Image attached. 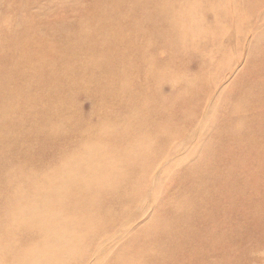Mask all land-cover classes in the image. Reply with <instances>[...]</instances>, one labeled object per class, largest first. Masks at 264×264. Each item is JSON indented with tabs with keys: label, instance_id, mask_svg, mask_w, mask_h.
<instances>
[{
	"label": "rangeland",
	"instance_id": "374dc122",
	"mask_svg": "<svg viewBox=\"0 0 264 264\" xmlns=\"http://www.w3.org/2000/svg\"><path fill=\"white\" fill-rule=\"evenodd\" d=\"M115 2L0 0V35L28 25L43 48L76 41L79 54L69 60L75 71L57 80L67 97L49 114V135L35 134L33 113L12 128L27 140L18 160L0 162V264H264V221L247 226L260 212L237 219L215 213L222 227L198 214L227 205L219 193L236 183V164L250 166L248 148L264 133V0H126L122 9ZM112 12L121 15L120 27L108 32ZM113 52L117 72L102 74L99 59ZM21 63L14 70L36 72ZM0 67L7 70L5 60ZM81 77L90 84L79 85ZM102 79L114 86L99 106ZM29 85L46 93L35 79ZM143 100V117L128 112ZM20 168L44 182L10 184Z\"/></svg>",
	"mask_w": 264,
	"mask_h": 264
},
{
	"label": "bare ground",
	"instance_id": "6f19581e",
	"mask_svg": "<svg viewBox=\"0 0 264 264\" xmlns=\"http://www.w3.org/2000/svg\"><path fill=\"white\" fill-rule=\"evenodd\" d=\"M114 1H116L115 2L116 7H117L116 9H122L125 5L127 6L124 8L129 7V3L128 4L125 3L126 0H114ZM111 14H112L111 16L110 14L105 16V18L109 21V24H110V25L108 24V28H107L108 32L112 29V27H120V24H117V23L118 21H120L121 15L120 16L116 15V12H112ZM113 15H116V16H113ZM132 23L134 24L135 21H133ZM27 27L28 28H25L20 33L16 31L13 32V31L8 30L7 32L5 31L0 35V42H2V45H4L2 46V48H0V60H5L6 69L7 70L9 69L7 71L3 69L2 67H0V71H7L4 74L6 80H2V75L0 74V162H1V165H2V160L6 158L8 161L12 159H17L14 156V154L16 153L15 151L18 150V147L22 146V142H21L22 139L27 140V135L25 132H21L19 130H17L18 131L17 133L13 129L19 128L22 124V120L23 122L27 123L32 113H33L32 116L36 115L35 121H32L33 123L31 124V126L33 127L35 131V134L39 136L44 135L43 131L46 132V125L49 121V114L53 111L58 112L59 106L65 103L64 101L67 97V95L62 93V90L64 87L62 83L63 81H57V80H60L63 78L62 74L64 73V71H68V72L75 71L74 68L76 67V64L74 62L72 63V61L71 62L69 61L71 57H73V61L77 58L79 59V54L75 51L77 47H75L74 49V45H75L74 43H76V41L74 42L70 41L67 47L61 48L59 51H55L50 48H45V45L43 48L42 40L37 39V38L32 39L31 29H29L30 27L28 25ZM110 33L112 34V32ZM118 33L119 35H117ZM121 33L119 30V32L115 33L114 35V36H118L117 38L118 42H116L117 44L121 43L122 41V38L120 37ZM77 41H80V40L78 39ZM17 42H19V45L15 49H13L14 44L17 45ZM33 42L37 44V47L36 45L33 44ZM78 43L79 42H77L76 45H78ZM90 46L93 49L96 47L95 43L93 42L90 44ZM46 54L51 55L50 56L52 58L51 61L55 62L54 66L51 67L48 65L49 61L47 63L48 58H46ZM109 54H111L110 56L108 55L110 59L105 61L102 57H100L99 62L94 61V65H96L97 62L102 64L99 67L98 71H101L102 74H105L107 71H110V72L112 71L111 76H114L117 71H113L112 64L110 62L114 63L116 60H118L117 54H115V52L109 53ZM77 55L78 57L75 58ZM20 62H22L21 63L22 65H24L25 63L30 64L32 66L31 71L34 69V71L36 72L30 75L29 74L22 75L19 72V71H22L21 67L14 70V64L20 63ZM56 64L58 68L56 67ZM47 71H56V74L48 73ZM17 75L21 77L23 81L18 85H13L11 83V80H12L11 77L17 76ZM81 78H82V81L79 83V85L87 86L88 84H90L88 83V81H85L83 79L84 77H81ZM125 78H128V76H125ZM32 79H35L37 88L42 87V86L45 87V89L43 90L46 91V93L39 92V91L38 92L41 94H38L36 92L33 93L31 85H29V82H31ZM45 79H51L52 81H57V82L50 84L51 85L50 89H48L45 85ZM46 82H48V80H46ZM101 83L102 84L96 85L97 87H99V92L98 90H96L95 92V97H96V100L99 106H102L105 104L104 101L106 98L107 90L109 87L114 86V85H109L110 82L108 81L104 83L103 79L101 80ZM67 84L71 85V82L69 81L67 82ZM10 85H12V87ZM137 103H140L141 105L140 109L137 110L135 109V107H130L128 112L131 114V112L133 113L134 111H138L137 112L138 115L140 117H143L146 113L145 107H143V103L145 104V106L148 107L149 102L146 103V100H143ZM18 110H20V112L17 113ZM163 111L165 112L166 109L164 108ZM147 112L150 113L151 109L148 108ZM262 116L263 118L259 119L260 124H264V115ZM22 117L24 118L22 119ZM5 124L8 126V128L6 127ZM33 124L37 127H34ZM257 129L260 130L259 125L257 126ZM47 134L49 135V133ZM254 140H257V141H254ZM39 142L41 143L40 140ZM9 144L12 148L11 147L9 148ZM248 150L249 152H251L248 154V159H249L248 164L250 166L247 167V169L240 170L238 168V164H236L234 167L235 169L234 172L236 173V176H237V181H236L237 184L235 182L233 183L231 191L230 190L228 191L227 187H225V192H221L218 195L220 196L219 199L222 202L225 201L227 205H223L222 203L221 206L213 208V211L211 213H208L207 209H205V212L203 211V209H201V211L198 212V214L200 215L205 214L209 216L210 214L211 218L215 222L216 227H222V222L220 220L221 216L217 217L215 213H217V215H221V213H225L226 216H230L234 219H237V218H242L245 216L246 217L252 216L253 213L255 215H258L260 212V217L262 219L256 222L252 221V223L247 222L248 227H261L259 226V224L264 221V133L258 134L254 137ZM142 153L143 152L140 151L139 155H142ZM249 156L251 157L249 158ZM252 166H255L256 168L252 169ZM51 171L54 172V170H51ZM51 171L45 173V180H48L54 176L52 175ZM11 177H13V179L9 181L10 184L14 182L15 178L20 184L23 181H29L31 179H33L37 185L44 182V176L38 177L36 176V172L27 173L25 171V174H24L21 168L20 170L13 169L11 171ZM56 182L57 181H55V183ZM0 184L1 186H5L6 180H4V183L1 182ZM13 185H15V187L19 186L17 183H14ZM58 186H59V183L57 182L56 188H58ZM229 188H230V185H229ZM55 191L58 194L57 189H55ZM207 206L209 207L208 201L206 205L203 206L202 208H205ZM247 210L250 212V215H248L249 213L246 215L245 212ZM212 215H215L216 217L214 218V216ZM226 221H229V220H226ZM255 224H257V226ZM202 226L203 227L204 226L213 227L210 222H207L203 224ZM225 226L233 227L230 224H225ZM184 241L187 242L186 239L180 240V241L178 239L176 240V242L178 243H182ZM57 255L58 257L62 258L61 255H59L58 253ZM14 257L15 255L12 254L10 257L11 260H13ZM44 261H45V257L43 259V262ZM50 261L52 262V260H49L48 264H51Z\"/></svg>",
	"mask_w": 264,
	"mask_h": 264
}]
</instances>
